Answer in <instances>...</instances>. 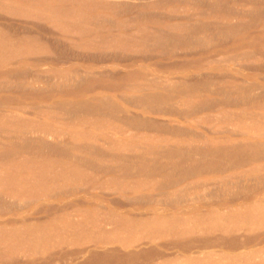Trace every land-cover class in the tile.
<instances>
[{
  "label": "bare ground",
  "instance_id": "1",
  "mask_svg": "<svg viewBox=\"0 0 264 264\" xmlns=\"http://www.w3.org/2000/svg\"><path fill=\"white\" fill-rule=\"evenodd\" d=\"M263 32L264 0H0V214L40 215L0 261L264 264V85L151 71L263 69Z\"/></svg>",
  "mask_w": 264,
  "mask_h": 264
},
{
  "label": "rangeland",
  "instance_id": "2",
  "mask_svg": "<svg viewBox=\"0 0 264 264\" xmlns=\"http://www.w3.org/2000/svg\"><path fill=\"white\" fill-rule=\"evenodd\" d=\"M230 20V19H229ZM261 37L264 39V32L261 34ZM252 39V37H249L248 39H247V41H249V40H251ZM260 40H261V38H260ZM244 42H246V41H244ZM226 48H228V47H226ZM226 48H224V47H222V48H220L219 50L221 51H225L226 50ZM210 55H213V52H210L209 53ZM209 54H204L203 56H208ZM214 65H215V68L214 69H216L215 71H213V70H205V69H200L199 71H195V72H192V73H190V71L189 70H182V71H178V70H175V69H152L153 67L152 66H148L147 67V69H152L151 71L153 72V73H155V74H159V75H163V76H169L171 79H176L177 78V76H180V75H182V76H189L188 77V79H190V76H191V79L193 78V77H195V75L197 74V76H196V78H194V79H197V80H206L207 78V80H220V79H222V78H226V79H230V76H228L227 74H229V75H239V76H243V75H248V76H250V82H252L253 84H255V83H258V84H261V85H264V68L263 69H256V67L257 68H259V66L258 65H256V67L254 68V70L253 69H249V67H250V64L248 65V68L247 69H245V68H243V67H237L236 65L237 64H235V63H230V62H228V63H226V64H224V63H222V64H220V63H214ZM50 66H52L51 64H46V65H43L42 67H50ZM216 66H218V67H216ZM252 66V65H251ZM255 66V65H254ZM113 69H115V70H124L125 68H124V66H122V65H117V66H111ZM236 68L238 69V70H236ZM210 71V72H209ZM181 73V74H180ZM209 73H214V74H209ZM192 74V75H191ZM194 74V75H193ZM205 74V76H203ZM172 75V76H171ZM200 76H201V79H198V78H200ZM213 76V77H212ZM224 76V77H223ZM211 77H212V79H211ZM222 77V78H221ZM228 77V78H227ZM90 94H93V93H90ZM95 94H97V95H99V96H101V97H105L106 96V98H108V97H110L111 96V93H105L104 91H102V90H99V91H97ZM94 94V95H95ZM34 100H31V99H26V100H22L21 102H25V103H31L32 104V102H33ZM35 102V101H34ZM240 107V109H242L243 107L242 106H239ZM230 108V107H229ZM131 110L135 113V112H138V113H143L141 110H139V109H136V108H131ZM219 111V109L216 111L215 110V113L216 112H218ZM208 113H210V112H202V113H199V114H195V115H192V116H190V117H184V116H182V115H179V114H175V115H163V114H161V115H155V114H145V117L146 118H148V119H152V121H163V122H165V121H174L175 123H177V124H179V125H184V126H188V127H191V129H197V130H199V131H204V129L202 128V127H194V126H192L191 124H193L192 122H196V120H200L201 119V117H205L206 116V114H208ZM212 114H213V112H212ZM201 116V117H200ZM194 117H196V118H194ZM199 117V118H198ZM211 137H214V138H220V139H222V138H233V139H238V140H241V139H244V138H246V136L245 135H242V136H240V135H235V134H233V133H229V132H218V133H214V134H211L210 135ZM80 193H82V191H80ZM95 195L97 194L96 192L94 193ZM96 200H97V202L98 203H100V204H106L107 202H106V200H104V199H101L100 197H98V196H96ZM65 200L66 201H68V200H70V198H65ZM198 202V201H197ZM208 202H210L209 200H208ZM242 202V201H241ZM199 203V202H198ZM239 204H242V203H240V201L239 200H235V201H233V202H231L230 203V206H233V205H239ZM220 206H223V203H217V204H208V206H207V208L208 209H215V208H218L219 207V209H223V207L221 208ZM228 206V205H227ZM157 208H161L160 206L159 207H157ZM24 209V208H23ZM20 210V209H17V210H19L17 213H8V214H0V223L1 222H6V221H10V220H12L14 217L15 218H20V219H24L25 220V224H27V225H29V224H31V223H33V222H35V220L40 216L39 214H36V213H33V212H30V211H25V210ZM195 239V238H194ZM191 240H193V239H191ZM262 241H256L255 242V244H256V246L254 247V248H256V247H263L264 246V242L263 243H261ZM195 245V246H194ZM163 252H168V253H175V252H179V251H185V250H189L190 249V246L191 247H196V246H198L197 244H190L189 245V247H188V245H181V246H178V247H171V248H165V247H162V246H160V245H157ZM213 246V245H212ZM195 250H198V249H196V248H193V250L191 251V252H189L188 254H192V253H194V251ZM205 250H208V251H211V250H220V248L219 247H211V248H209V249H205ZM88 256V253H84V254H82V256H81V259L83 258H86ZM57 258H60L61 259V261H59V262H61V264L63 263V264H71V263H73L74 261H75V259H71V258H67L66 259V261L65 262H62V254L61 255H57ZM7 261V263H8V260H5L4 262H6ZM69 262H71V263H69ZM9 263H10V261H9ZM0 264H3V262L2 261H0ZM17 264V263H16Z\"/></svg>",
  "mask_w": 264,
  "mask_h": 264
}]
</instances>
